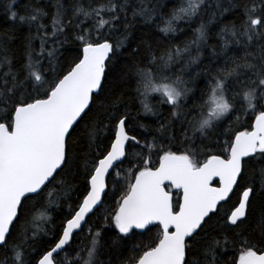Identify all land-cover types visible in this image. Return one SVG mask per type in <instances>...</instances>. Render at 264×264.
<instances>
[{
  "label": "snow or ice",
  "instance_id": "obj_1",
  "mask_svg": "<svg viewBox=\"0 0 264 264\" xmlns=\"http://www.w3.org/2000/svg\"><path fill=\"white\" fill-rule=\"evenodd\" d=\"M15 2L0 0V6L9 19L33 26L36 36L25 45L19 67L0 41V250L11 253L0 264H101L97 257L105 228H113L123 241L134 230L143 234L152 227L158 229L156 238L136 244L128 264H264V211L254 218L257 192L247 182L252 162H264V0H252L251 5L229 0L222 9L221 15L242 8L239 23L225 25L218 34L223 52L235 45L242 55L226 56L215 73L209 72L201 102L191 108V81L182 74L199 55L189 56L181 75L173 78L168 70L190 46L199 52L206 41L204 24L196 29L191 45L170 47L159 56L149 47L146 63L124 69L121 79L131 72L144 114L157 115L150 104L154 94L161 104L171 106L170 118L150 139L138 138L133 131L135 117L123 93L109 96V73L127 39L114 41L113 36L120 28L127 32L128 12L147 22L155 9L146 0H139L138 7H130L131 0H89L87 6L84 0H69L67 5L55 0L51 14L33 7L18 16ZM205 4L182 0L160 30L175 32L174 22L191 20ZM34 39L40 41L39 51ZM69 39L77 43L78 52L64 61L60 48ZM238 96L244 101L240 109ZM98 102L106 103L103 113L94 111ZM235 111L252 113L254 120L244 130L224 127V118ZM177 123L179 137L173 131ZM81 124L87 140L80 147L83 155L76 151ZM139 127L149 131L143 124ZM210 129L217 132L215 144L205 143ZM73 168L77 174L83 169V190L75 206L68 203L59 229H45L43 224L51 221L48 209L67 203L76 191L66 178ZM261 177L264 184V169ZM37 204L44 211L29 221L26 213ZM225 204L230 207L221 215ZM93 216L101 221L95 230ZM85 229L90 246L69 261ZM257 229L253 241L249 237ZM85 250L86 259L81 256Z\"/></svg>",
  "mask_w": 264,
  "mask_h": 264
},
{
  "label": "trees",
  "instance_id": "obj_2",
  "mask_svg": "<svg viewBox=\"0 0 264 264\" xmlns=\"http://www.w3.org/2000/svg\"><path fill=\"white\" fill-rule=\"evenodd\" d=\"M63 2L67 5L69 0H63ZM97 2H99V0H92L93 4ZM235 2L240 4H252V0H235ZM53 3H55V0H16L13 10L16 11L19 16L27 15L33 7H41L51 14L54 11V8L52 7ZM88 3L89 0H84L85 6H87ZM146 3L155 9L153 12V19L147 22L144 18L139 16L133 19L131 11H129V27L127 32L125 33L124 29L120 28V30L113 36L114 41L124 39L125 36H127V39L124 42V46L120 48L117 55L113 58L111 72L109 73V88L111 89L109 96L119 95L121 92L123 93V100L128 105L127 110L132 117H135L133 123L136 124V127L133 131L137 133L138 138L140 135H144L148 136L150 139L152 135L157 134L156 129L159 124L170 118L171 106L161 104L159 102L160 97L154 94L150 97V104L157 111V115L144 114L139 101L136 99L134 91L135 80L132 77L131 72L128 73L125 79H121L124 69L137 62L142 65L146 63L145 57L149 54V47H151L156 55L159 56L163 51L170 47L175 49L177 47L184 48L186 44L191 45V42L197 35L196 29H198L201 24H204L206 41L201 43L199 52H197L195 46H190L189 52L184 53L182 58L173 64L168 70V74L172 75L173 78L176 75H181V68L188 61L189 56L199 55L198 62L192 64L182 74L184 79L191 81L188 85L193 89L188 101V107L191 108L193 102H201V92L206 90L209 72L215 73L217 67L223 65L226 56L242 55L241 49L237 48L235 45H230L227 52H223V42L218 35L221 28L225 25H230L233 21L239 23L238 17L242 12V8L236 9L235 12H225L221 15L220 13L222 9L228 7L229 0H206V4L201 6V10L197 16L188 21L181 20L174 22L173 27L175 28V32H168L165 34L160 29L166 27L165 21L170 18L172 11L181 5L182 0H146ZM217 3L220 4V8L216 7ZM131 6L138 7L139 0H131L130 7ZM44 22L50 25V18L46 17ZM35 36L36 31L33 26L21 23L19 19L15 21L9 19V15L6 14L4 8L0 6V41L6 43L9 54L14 57V62L17 67H19L24 60L25 45ZM225 39L230 38L226 36ZM32 42L36 50L39 51V39H34ZM77 52V43L71 39L60 48L61 59L64 61L72 60ZM137 52L138 54H136ZM197 73H199V75H196ZM240 87H244V85H241ZM237 91H240V88H237ZM203 99H207V96H204ZM243 104L244 101L242 100V97L238 96L236 99L237 109L242 108ZM105 107L106 103L101 104L98 102L97 109H94V111L103 113ZM123 110L122 107L121 111ZM196 115L197 118H199V114L197 113ZM236 115H240L239 121L235 119ZM253 120L254 114L249 113L247 116H244L241 115L239 111H235L224 118L223 126L227 127L228 125H231L233 131L244 130V128L248 127ZM140 124L145 125L149 131L145 132L144 128L139 127ZM84 129L85 125L81 124L80 129L77 130L76 151L79 155L84 154L83 152H80L81 145L87 144V140L83 135ZM173 131L177 137H179L180 125L178 123L175 124ZM197 135L199 136V133H197ZM216 140L217 132L211 129L208 130L205 143L215 144ZM105 143H107V140H105ZM220 144H223V138L220 139ZM214 150L220 152L219 147ZM155 159L156 157L153 156V160ZM124 167L126 168L127 165H124ZM261 169H264V162L254 160L247 171V182L252 184L257 192V195L253 200L254 218L258 217L261 211H264V184L261 182ZM66 178L72 183L76 191L72 194L71 199L67 203L62 201L59 207L54 205L48 209V215L51 216V221L43 224L45 229H59L62 220L68 212V203H73V206H75L74 202L77 201L80 192L83 190L84 173L82 168L78 174L76 169L73 168ZM235 199L236 198L233 197L232 203H235ZM109 203L113 202L110 200ZM229 207L230 204H225L220 210V214L223 215ZM42 211H44L42 205L37 204L35 209H30V211L26 213V217L31 221L33 215ZM21 223H23V221H21ZM36 223L37 226H40L41 224L40 221H37ZM100 223L101 221L97 220L95 216H93L90 221L94 230L100 225ZM157 234L158 229L152 227L151 231L144 232L143 234L134 231V234H130L129 237L120 241L113 228H105L100 237V251L97 260L101 262V264H128L129 257L134 255L132 251L134 246L141 243H150L156 238ZM50 236L51 232H49V237ZM258 236L259 229L253 232L249 238L255 241ZM89 240L90 237L85 229V231L81 232L80 236L76 239L73 245V250L70 251L68 255V260L72 261L76 252L85 248L86 245L90 246ZM36 247H41V244L38 242ZM6 255L10 256L11 253H5L0 250V260L5 259ZM81 256L85 259L87 258L86 250L81 252ZM94 264H97V262L94 261Z\"/></svg>",
  "mask_w": 264,
  "mask_h": 264
},
{
  "label": "water",
  "instance_id": "obj_3",
  "mask_svg": "<svg viewBox=\"0 0 264 264\" xmlns=\"http://www.w3.org/2000/svg\"><path fill=\"white\" fill-rule=\"evenodd\" d=\"M134 231L141 232V230H134Z\"/></svg>",
  "mask_w": 264,
  "mask_h": 264
},
{
  "label": "bare ground",
  "instance_id": "obj_4",
  "mask_svg": "<svg viewBox=\"0 0 264 264\" xmlns=\"http://www.w3.org/2000/svg\"><path fill=\"white\" fill-rule=\"evenodd\" d=\"M160 37V36H159Z\"/></svg>",
  "mask_w": 264,
  "mask_h": 264
}]
</instances>
